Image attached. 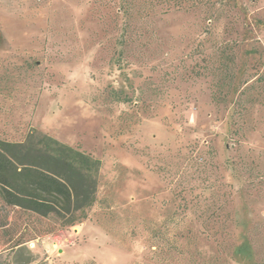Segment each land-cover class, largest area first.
Wrapping results in <instances>:
<instances>
[{"label": "rangeland", "instance_id": "1", "mask_svg": "<svg viewBox=\"0 0 264 264\" xmlns=\"http://www.w3.org/2000/svg\"><path fill=\"white\" fill-rule=\"evenodd\" d=\"M34 129L98 203L0 199V264H264V0H0V138Z\"/></svg>", "mask_w": 264, "mask_h": 264}, {"label": "trees", "instance_id": "2", "mask_svg": "<svg viewBox=\"0 0 264 264\" xmlns=\"http://www.w3.org/2000/svg\"><path fill=\"white\" fill-rule=\"evenodd\" d=\"M102 161L37 129L24 141L0 138V199L61 229L89 218L98 203Z\"/></svg>", "mask_w": 264, "mask_h": 264}]
</instances>
